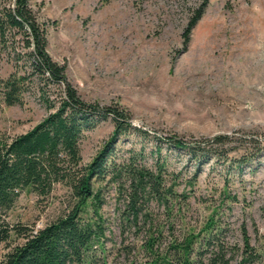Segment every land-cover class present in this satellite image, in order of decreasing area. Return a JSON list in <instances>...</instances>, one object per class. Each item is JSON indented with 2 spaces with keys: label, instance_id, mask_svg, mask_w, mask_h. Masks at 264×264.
<instances>
[{
  "label": "rangeland",
  "instance_id": "rangeland-1",
  "mask_svg": "<svg viewBox=\"0 0 264 264\" xmlns=\"http://www.w3.org/2000/svg\"><path fill=\"white\" fill-rule=\"evenodd\" d=\"M28 1L46 25L48 55L65 67V77L81 99L124 110L138 129L115 143V167L156 173L157 163H164L162 187L175 193L166 205L154 196L139 198L133 226L122 218L132 178L122 174L111 180L109 175L98 184L104 229L102 247L93 250L98 264H148L144 245L150 231L161 230L154 250L167 252L171 241L188 229L199 232L213 214L221 231L218 239L238 253L232 256L235 262L247 238L260 255L256 263L264 264V152L241 169L207 164L195 176L187 158L162 143L172 135L190 140L264 134V0ZM203 6L185 44L182 34ZM11 71L0 54V77ZM47 114L31 91L21 105L0 104V138L24 134ZM112 131L107 121L83 132V164ZM68 193L61 185L46 198L25 190L5 220L40 229L67 210ZM13 240L0 244V260Z\"/></svg>",
  "mask_w": 264,
  "mask_h": 264
},
{
  "label": "trees",
  "instance_id": "trees-1",
  "mask_svg": "<svg viewBox=\"0 0 264 264\" xmlns=\"http://www.w3.org/2000/svg\"><path fill=\"white\" fill-rule=\"evenodd\" d=\"M205 6V5H204ZM197 10L184 30L185 44L205 7ZM46 25L40 22L28 0H0V54L12 71L0 77V104L21 105L31 91L48 111L47 116L24 134L0 138V244L10 243L0 264H98L94 245L102 247L103 204L98 184L111 175L132 178V192L125 223L137 225L141 206L139 198H154L167 203L175 193L162 187L164 163H157V172L127 167L118 170L113 163L115 143L138 130L122 109L87 103L65 77V67L47 53ZM110 121L113 131L108 141L88 164L82 163L79 143L83 132L99 123ZM160 141V140H159ZM165 148L184 156L195 168V176L207 164H221L241 169L257 161L264 152V134H219L185 140L177 135L162 142ZM161 151L157 146L158 154ZM56 185L67 189L70 205L56 220L35 229L21 224L11 225L5 215L19 195L29 190L40 198L48 197ZM179 196V195H178ZM214 214L199 232L188 229L180 240L169 243V250L157 253L154 247L162 238L159 228L148 233L144 249L148 264H257L260 255L244 239L240 260L235 262L234 248L218 237ZM232 250V251H231ZM259 263V262H258Z\"/></svg>",
  "mask_w": 264,
  "mask_h": 264
}]
</instances>
